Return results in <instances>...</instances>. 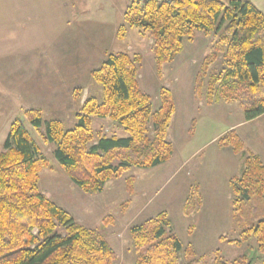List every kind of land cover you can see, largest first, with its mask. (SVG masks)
<instances>
[{
  "label": "trees",
  "instance_id": "16d2710c",
  "mask_svg": "<svg viewBox=\"0 0 264 264\" xmlns=\"http://www.w3.org/2000/svg\"><path fill=\"white\" fill-rule=\"evenodd\" d=\"M147 31L158 72L182 52L184 41L197 32L217 36L213 52L195 75L194 94L207 105L235 103L244 120L264 114V13L249 0H145L128 4L117 37L127 29ZM140 58L125 52L108 53L90 73L102 96L87 97L65 128L59 120H45L37 109L24 111L27 123L44 143L73 185L87 194L102 192L106 182L131 168L152 169L166 163L174 148L168 128L175 108L172 96L160 89L159 106L138 85ZM219 63L217 70L211 66ZM108 119L123 132L96 133L93 119ZM243 159L238 176L229 181L232 206L250 198H264V164L246 152L241 139L228 131L217 141ZM47 166L25 124L15 119L0 151V264H113L116 253L102 236L76 223L72 216L42 194L39 173ZM132 178L127 179L131 191ZM202 207L199 186L190 187L181 205L190 217ZM134 264H206L194 258L172 231L166 212L130 228ZM264 252V217L243 232ZM183 252L186 261L179 262ZM251 261V259H250ZM245 256L231 261L218 251L211 264H250Z\"/></svg>",
  "mask_w": 264,
  "mask_h": 264
},
{
  "label": "rangeland",
  "instance_id": "374dc122",
  "mask_svg": "<svg viewBox=\"0 0 264 264\" xmlns=\"http://www.w3.org/2000/svg\"><path fill=\"white\" fill-rule=\"evenodd\" d=\"M89 1L0 0V151L12 122L23 121L47 161L39 173L40 191L68 212L76 223L106 239L117 256L113 264H134L130 228L161 212H166L172 231L184 248L191 247L194 258L205 257L206 264H211L218 251L227 261L244 255L246 263L251 259L250 264H264V252L257 249L255 239L242 237L247 228L264 217V198L254 196L237 208L232 206L229 181L240 174L243 159L231 147H220L217 143L222 135L234 131L246 152L264 150V116L244 127V123L252 121L244 120L237 104L218 101L207 105L204 98L198 99L194 94L195 75L203 60L213 52L217 38L213 33L197 32L191 41H184L182 53L173 62L161 66L159 72L147 31L127 29L119 41L102 44L103 49H109L104 56L108 52L139 56L138 85L150 96L154 108L159 106L160 89L168 90L172 96L175 111L168 140L174 151L158 167L131 168L106 182L102 192L87 194L73 185L57 165L52 146L41 139L42 130L36 131L28 125L24 111L37 109L45 120H59L65 128L72 127L84 100L90 96L99 100L102 96L101 87L90 73L105 58H97L99 53L89 58L96 52L76 47L81 37L75 36V27L82 30L87 26L77 16ZM71 2L73 14L68 17L69 9L63 13L66 8L63 4ZM67 18L72 19L75 27L59 36ZM20 19L27 30L21 29ZM69 31L73 34L64 40ZM49 44L52 46L49 56L35 52ZM219 66L216 63L211 70ZM230 126L223 132L224 127ZM92 127L100 134H123L108 119L95 118ZM217 133L221 134L206 144ZM182 144L191 147L186 154L178 148ZM222 149L238 156L237 166L234 158L222 157L216 151ZM210 151L211 162L206 158ZM130 177L131 191L127 188ZM194 184L199 189L201 184L202 207L185 217L181 205ZM184 256L183 252L179 254V262L186 261Z\"/></svg>",
  "mask_w": 264,
  "mask_h": 264
},
{
  "label": "crops",
  "instance_id": "0c3cea01",
  "mask_svg": "<svg viewBox=\"0 0 264 264\" xmlns=\"http://www.w3.org/2000/svg\"><path fill=\"white\" fill-rule=\"evenodd\" d=\"M258 10L262 11L264 13V0H249ZM130 3L129 0H90L89 3H84L83 7H82V11L80 12V14H78V18H81L82 21H84V23H87V26L85 29L79 30L78 27H75V25H73L72 23V19H65L64 23L61 26V31L59 33H65L66 31H68L69 29H71V27H75V36H80L81 38L78 39L77 44H80L79 47L78 45L76 47L81 48V50H87L88 52H92L94 53V51L96 53H94L91 57L89 58H95V55L97 53H99V57L97 58H105L106 55L104 56V52L106 50H109L108 48H104L102 47L103 43H107V41L109 42H114L116 41V39L119 41L120 39H118L117 37V29L119 27V25H121L123 23V16H124V12L128 6V4ZM63 7H66L63 10V13L65 10H67V8L69 9L66 12V15L68 17H70L73 14V11L71 9V7H73L72 2L69 3H64ZM24 14V11L22 12L21 15ZM82 14V15H81ZM21 22L22 19H20ZM29 20H27L28 22ZM20 22H17L16 24L18 25ZM21 29L22 30H27L26 24L23 22V25H21ZM71 34H73V31H69L68 35H66L64 37V40L68 39V36H70ZM58 36V37H59ZM57 37V38H58ZM43 47V46H42ZM52 46L48 47H43V48H37L35 52H40V53H45L48 55V51L49 49H51ZM185 47V46H184ZM183 47V48H184ZM183 51V50H182ZM109 53V52H108ZM182 53V52H181ZM107 54V53H106ZM179 56V55H178ZM39 57V56H38ZM264 115H262L260 118H256L254 121H257L259 119H261ZM252 122H248V123H244L242 126H247L250 125ZM224 131H227L228 129L231 128L230 127H224ZM221 134V133H220ZM219 133L216 134V136H212V138L210 139L209 142H207L206 144H211L210 142L214 141L219 135ZM184 144H182L183 146ZM178 147L180 148V150H183V152L186 154V151L191 147L190 145L187 146V148L185 146L183 147ZM177 150V149H175ZM218 153L222 154V157L228 158V159H232L234 158V161L237 163H235V165L237 166L239 158L238 156L233 155V153L230 150H216ZM252 151L254 154L258 155L260 157V159L262 160V162H264V150H250ZM211 152H209V154H207V159H209L208 161H212L211 160ZM235 168V167H234ZM209 188V187H208ZM200 189H201V193L202 192V187L200 184Z\"/></svg>",
  "mask_w": 264,
  "mask_h": 264
},
{
  "label": "built area",
  "instance_id": "2783aa9c",
  "mask_svg": "<svg viewBox=\"0 0 264 264\" xmlns=\"http://www.w3.org/2000/svg\"><path fill=\"white\" fill-rule=\"evenodd\" d=\"M129 1H130V0H129ZM132 1L144 2L145 0H132ZM157 1H161V0H157Z\"/></svg>",
  "mask_w": 264,
  "mask_h": 264
}]
</instances>
